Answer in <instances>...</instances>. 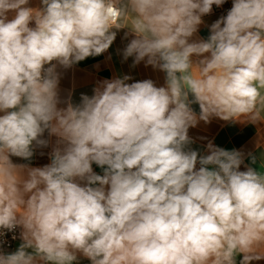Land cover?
I'll return each mask as SVG.
<instances>
[{"label": "clouds", "instance_id": "obj_1", "mask_svg": "<svg viewBox=\"0 0 264 264\" xmlns=\"http://www.w3.org/2000/svg\"><path fill=\"white\" fill-rule=\"evenodd\" d=\"M228 2L0 0V264L264 261V168L189 135L264 124V0L208 24ZM120 32L122 62L163 84L124 74L62 96Z\"/></svg>", "mask_w": 264, "mask_h": 264}, {"label": "crops", "instance_id": "obj_2", "mask_svg": "<svg viewBox=\"0 0 264 264\" xmlns=\"http://www.w3.org/2000/svg\"><path fill=\"white\" fill-rule=\"evenodd\" d=\"M230 6V0L223 8L216 9L214 6V14L206 17V22L210 24L223 13L222 11L225 8ZM200 34L207 36V28L202 27ZM122 35L123 32L118 34L116 41L108 52L99 57H90L65 72L61 81L62 96H66L69 90L74 89L73 101L78 102L80 93L92 94V88L97 80L111 79L113 76L124 74H130L134 79L153 78L159 84H163V73L153 72L151 68L145 69L142 64L133 69L130 67L131 58L127 62H122L119 50L126 43L121 41L120 37ZM109 56H111V59H108ZM194 107L198 111V106L194 105ZM262 117H264V113H262ZM189 135L196 140V143L192 145L193 148L203 151L207 140H200L199 137H206L213 140L216 145L229 150L236 148L243 150L245 154L252 152L257 157V163L253 166L264 168V124L253 125L246 122L229 124L214 119L210 125H204L201 122L197 128L190 129ZM258 140H260V144L257 148L256 143ZM13 160L14 162H22L17 158H13ZM47 162L46 158H40L39 156L33 160V164L37 166ZM245 163H250V161L246 158ZM95 170L97 172L101 171L99 168H95ZM18 243L19 241L15 243L14 249ZM260 251L264 252V248H261ZM82 264H88V261H82ZM254 264H264V261L254 262Z\"/></svg>", "mask_w": 264, "mask_h": 264}, {"label": "built area", "instance_id": "obj_3", "mask_svg": "<svg viewBox=\"0 0 264 264\" xmlns=\"http://www.w3.org/2000/svg\"><path fill=\"white\" fill-rule=\"evenodd\" d=\"M229 8V7H228ZM227 8H225L222 12L224 13V11L226 10ZM17 241H11V248H7L6 247V250L7 251H11V250H13L14 249V247H15V243H16Z\"/></svg>", "mask_w": 264, "mask_h": 264}]
</instances>
